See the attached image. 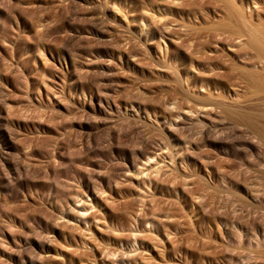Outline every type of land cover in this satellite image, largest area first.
I'll use <instances>...</instances> for the list:
<instances>
[{
	"label": "rangeland",
	"instance_id": "374dc122",
	"mask_svg": "<svg viewBox=\"0 0 264 264\" xmlns=\"http://www.w3.org/2000/svg\"><path fill=\"white\" fill-rule=\"evenodd\" d=\"M225 10L0 0V264H264V93L210 43Z\"/></svg>",
	"mask_w": 264,
	"mask_h": 264
},
{
	"label": "bare ground",
	"instance_id": "6f19581e",
	"mask_svg": "<svg viewBox=\"0 0 264 264\" xmlns=\"http://www.w3.org/2000/svg\"><path fill=\"white\" fill-rule=\"evenodd\" d=\"M220 1H222L224 6H225V9H226L225 13L227 11V14L224 17V19H226V21H225L226 23L225 22L219 23L220 24V26H219L220 28L216 27L215 29L213 28L214 31L211 30V31H213L212 34L208 35L210 43L221 45V47L223 45L225 50L226 51H230V52H234L236 50V45H238V46L240 45L243 48V50L239 53L240 55H239V58H237V59H238V62H240L242 64L240 66H244V67H239V65H238L237 67L241 68V70L239 68H238L239 71H238L237 68L234 70L235 72H236V70L238 72H240L238 75H237V73L234 74V75H235V77L237 75L236 79L237 80L239 79L241 83L239 81L235 80V78H234V80L238 82L237 84L240 83L242 86L244 84L245 87H247V86L251 87L250 89H253L255 93H256L255 89H257V93L259 91V93L263 94L264 93V24L261 22L260 15L253 16V14L251 15L250 13H249V15H246L245 14L246 12H244L241 9V7H240L241 4L239 3L240 5L239 4L237 5V3H234L235 1L234 2H230V0H220ZM248 1L250 3H252L253 5L254 4L256 5V1L255 0H248ZM262 2H264V1H262ZM242 5H243V3H242ZM262 5H263V3H262ZM262 8L260 7V10ZM221 25H222V27H221ZM208 29H209V27H208ZM209 52L213 53L214 50H211ZM237 52H239V51L237 50ZM217 65H215V64L214 65H210L211 66L209 68L210 70L206 71L208 76H210L209 74H211V77L214 76V78H216L215 77L216 73H213V72L220 70L221 67H219V66H224V68L222 67L223 70H225L226 67L228 66V65L225 66V64H223V65L219 64V66H217ZM234 68H235V66L233 67V69ZM222 81H223V79H222ZM234 88H235V86H234ZM229 91H232V90H229ZM212 104H214V102H212ZM231 111L232 110H228L226 113L228 114V112H229V114H230ZM233 114H234V111L232 112V117H233ZM239 115H241V116H237V118L238 117L239 118L242 117V113H240ZM246 117H247V115H246ZM249 117H251V116H249ZM243 118H244V116H243ZM233 119L235 120V118H233ZM247 119H246V121H247ZM249 123L251 124V122H249Z\"/></svg>",
	"mask_w": 264,
	"mask_h": 264
}]
</instances>
